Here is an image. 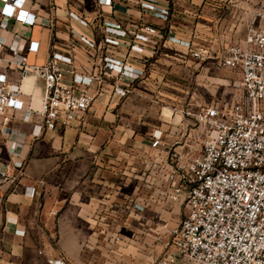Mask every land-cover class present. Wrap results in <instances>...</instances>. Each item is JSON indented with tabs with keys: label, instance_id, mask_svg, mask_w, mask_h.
<instances>
[{
	"label": "crops",
	"instance_id": "obj_1",
	"mask_svg": "<svg viewBox=\"0 0 264 264\" xmlns=\"http://www.w3.org/2000/svg\"><path fill=\"white\" fill-rule=\"evenodd\" d=\"M141 1L169 8V18L145 10ZM261 2L112 0L110 11L99 0L28 1L38 21L54 22L52 30L34 29L40 50L29 54V62H46L55 43L57 50L73 56L79 76L97 78L83 83L95 100L83 119L67 128L45 129L34 137V124L41 120L34 116L29 122L13 121L11 136L1 134L2 140L9 139L3 168L19 162L23 168L11 167L9 180L0 182V264H49L47 259L58 254L72 264H129L125 250L137 245L148 249L149 260L135 254L132 264H154L159 256L158 230L166 234L172 227L168 223L160 228L157 220H180L184 212L181 205L158 200L162 165L174 151L200 149L194 119L183 111L231 98L236 92L228 82L238 75L219 66L218 50L227 42H244L251 26L264 29V18L258 15ZM71 10L86 24L71 17ZM115 21L131 35L119 37L118 46L105 45L106 37L118 38L105 30V22ZM73 28L94 40L97 48L89 50L78 42ZM135 33L157 44L135 40ZM178 41L211 45L217 56L199 62ZM106 56L143 70L145 76L132 81L106 72ZM121 87L128 90L125 96L116 91ZM22 89L24 101L32 98V105L40 109L44 80L30 75ZM155 131L162 133L159 147L152 146ZM10 144L17 145L13 152ZM127 218L139 223L143 219L147 225L132 228L134 236L126 238ZM115 235L121 236L117 243L112 240Z\"/></svg>",
	"mask_w": 264,
	"mask_h": 264
},
{
	"label": "built area",
	"instance_id": "obj_2",
	"mask_svg": "<svg viewBox=\"0 0 264 264\" xmlns=\"http://www.w3.org/2000/svg\"><path fill=\"white\" fill-rule=\"evenodd\" d=\"M28 1L0 0V182L9 180L11 167L23 168L21 162L3 168L9 139L2 140L1 134H13V121L29 122L39 116L41 120L32 132L38 137L45 129L67 128L83 119L95 100L83 83L97 78L79 76L73 56L57 50L55 43L46 62H29V54L40 50L34 29L52 30L54 22L45 18L38 21L37 14L27 7ZM99 2L111 11L112 0ZM141 6L165 19L171 14L169 8L151 2L141 1ZM261 7L258 15L264 18V0ZM70 15L87 22L74 10ZM73 29L78 42L89 50L97 48L94 40ZM105 30L118 37H106L105 45L118 46L119 37L131 35L120 21L105 22ZM134 39L157 44L142 33H135ZM180 43L189 47L199 62L216 57L219 51V66L238 78L228 82L236 90L231 98L183 111L194 119L200 149L185 154L174 151L171 160L162 165L158 200L181 205L184 212L178 225L169 229L164 250L154 264H264V29L251 26L244 42H227L218 51L211 45ZM132 49L141 51L136 45ZM105 69L132 81L145 76L143 70L108 56ZM30 75L45 83L40 109L32 105V98L29 102L22 98L24 80ZM69 75L73 76L71 82ZM116 91L121 96L128 93L122 87ZM160 145L162 133L155 131L152 146ZM16 146L10 144V150ZM47 261L72 264L64 254Z\"/></svg>",
	"mask_w": 264,
	"mask_h": 264
},
{
	"label": "rangeland",
	"instance_id": "obj_3",
	"mask_svg": "<svg viewBox=\"0 0 264 264\" xmlns=\"http://www.w3.org/2000/svg\"><path fill=\"white\" fill-rule=\"evenodd\" d=\"M158 16V15H157ZM169 18V17H168ZM215 33V32H214ZM192 37H193V39H197V40H199V41H207L205 38H202V36H194V35H192ZM218 37H219V35H218ZM133 221H135V224H133ZM158 221V227H160V228H164V226L166 225V224H168V223H170V225H172V227L171 228H174V227H176L177 225H178V223H179V219L178 218H174V219H171V218H168L167 220H164V219H158L157 220ZM141 223H139L138 222V219H125V223H124V225H123V231H124V233H125V237L127 238L128 236H134L133 235V229L132 228H135V227H141L142 229L144 228V226L145 225H147L146 224V222L142 219L141 221H140ZM169 225V226H170ZM148 226H146L145 228H147ZM163 231V229H159L158 230V232H159V234H158V240L156 241V245H157V256L158 255H160L162 252H163V247H162V243H163V240L165 239V237H167L168 236V238H169V235H168V233H166V234H161L160 232H162ZM142 236L144 237V234H142ZM116 237V238H115ZM120 239H121V236L120 235H115V236H112V240H114V243H117L118 241H120ZM143 241V240H142ZM143 243V242H142ZM143 247V246H142ZM136 254V256H138V258L139 259H142V260H149V251H148V249H145L144 247L143 248H139V246L137 245V249L136 248H130L129 250H128V248L125 250V253H124V255H125V260H126V262L128 263L129 262V264H132V262H133V260H135V255Z\"/></svg>",
	"mask_w": 264,
	"mask_h": 264
}]
</instances>
